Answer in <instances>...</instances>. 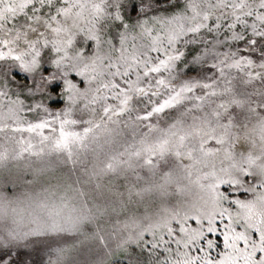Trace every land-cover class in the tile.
<instances>
[{
	"label": "snow or ice",
	"instance_id": "1",
	"mask_svg": "<svg viewBox=\"0 0 264 264\" xmlns=\"http://www.w3.org/2000/svg\"><path fill=\"white\" fill-rule=\"evenodd\" d=\"M0 264H264V0H0Z\"/></svg>",
	"mask_w": 264,
	"mask_h": 264
}]
</instances>
